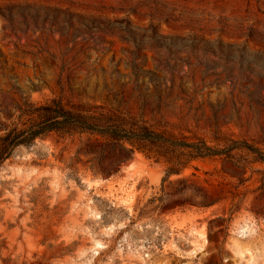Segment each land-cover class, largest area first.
I'll return each instance as SVG.
<instances>
[{
	"label": "rangeland",
	"instance_id": "1",
	"mask_svg": "<svg viewBox=\"0 0 264 264\" xmlns=\"http://www.w3.org/2000/svg\"><path fill=\"white\" fill-rule=\"evenodd\" d=\"M51 100L264 153V0H0V135ZM237 154L166 177L97 136L17 147L0 264H264V163Z\"/></svg>",
	"mask_w": 264,
	"mask_h": 264
},
{
	"label": "trees",
	"instance_id": "2",
	"mask_svg": "<svg viewBox=\"0 0 264 264\" xmlns=\"http://www.w3.org/2000/svg\"><path fill=\"white\" fill-rule=\"evenodd\" d=\"M17 119L24 122L12 124L0 135V166L11 158L17 147L29 146L37 138L50 133L60 136H97L112 144H119L126 156L139 151L154 162L163 158L168 163L166 177L178 174L197 159L220 157L246 163L247 160L237 154L240 151L251 155L254 162L264 163V153L246 141L228 140L221 148H215L199 138L176 140L150 129L142 121L120 119L112 112L82 105L65 106L58 100L43 105L24 101L18 109ZM153 148L160 152L152 151Z\"/></svg>",
	"mask_w": 264,
	"mask_h": 264
}]
</instances>
